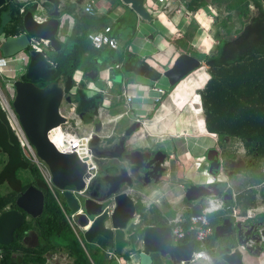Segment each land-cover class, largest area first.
Returning <instances> with one entry per match:
<instances>
[{
    "label": "trees",
    "instance_id": "16d2710c",
    "mask_svg": "<svg viewBox=\"0 0 264 264\" xmlns=\"http://www.w3.org/2000/svg\"><path fill=\"white\" fill-rule=\"evenodd\" d=\"M211 2L219 7L225 4L228 14L219 22L223 32L215 34L218 42L214 51L208 55L193 53L205 63L210 77L199 93L205 127L208 133L215 134L221 142L227 139L241 142L246 155L250 157L247 165L256 170L258 163L264 160V0H211ZM249 6L255 9V15L251 14ZM20 7L19 3L8 0V3L0 8V36H16L22 32ZM46 7L50 8V5L46 4ZM62 11L73 13L74 8L72 5L66 6ZM231 13H236L240 21V27L236 29L228 22L231 20ZM114 26L115 29H112ZM114 26H109V19L106 16L96 17L81 12L74 14L71 32L60 45V50L46 55L47 60L56 69L53 82L58 83L67 94L75 88V93L71 96L72 101L77 104L79 115L86 123L94 119L103 101V95L100 93L91 98L87 97L85 80L90 81L88 74H98L110 67V79L114 86L112 92L117 95L121 93V81L124 79L145 77L155 81L160 77L140 55L124 47L117 50L108 47L94 48L89 36L102 32L105 28H109V36H114V30L118 33L124 32L125 36L133 35L136 27L135 14L131 10L126 11ZM116 65L121 67L115 69ZM78 71H83L84 81L77 86L73 79ZM19 80L23 81V78ZM93 81L99 87H105L98 77ZM118 114L120 111L117 109L112 112V115ZM0 158L2 164L0 186L5 184L9 188L6 195L0 196V213L8 207L16 209L15 199L29 186H34L44 195L41 216L25 222L16 231L19 237L29 230L35 232L39 244L32 258L34 263L45 264L44 253L55 251L65 253L70 258V264H106L103 250L111 248L112 244L97 237L92 244L84 242V247L81 246L68 227L40 171L22 153L14 132L7 125L1 107ZM21 173L26 175L23 177ZM251 182L260 184L262 179ZM239 197L244 201L250 198L249 202L244 204L245 209L255 206L253 190H247ZM135 210L139 213V222L136 225L138 232L146 226L165 225V220L155 208L149 210L150 217L139 202H136ZM170 217H173V214H170ZM184 217L188 219L189 213ZM223 219V213L217 211L209 215L208 224L213 228ZM209 238L205 241L207 247L210 244ZM185 241H194L193 235H187ZM218 241L223 245L235 244L234 236ZM13 244H15L13 250L19 248L16 240ZM9 255L8 252L4 259L8 260Z\"/></svg>",
    "mask_w": 264,
    "mask_h": 264
},
{
    "label": "water",
    "instance_id": "95a60500",
    "mask_svg": "<svg viewBox=\"0 0 264 264\" xmlns=\"http://www.w3.org/2000/svg\"><path fill=\"white\" fill-rule=\"evenodd\" d=\"M42 1L43 4L51 7L48 19L37 24L32 20L31 10L25 11L21 25L23 33L6 37L1 41L2 59H11L26 48L29 38L47 40L54 53L60 50V44L55 38L59 14L63 12L64 7L80 5L82 0ZM121 1L131 4L136 13L148 18L142 5L143 0ZM7 3L8 0H0V8ZM28 59L22 76L23 81L15 80L12 83L13 99L10 106L37 156L47 167L55 189L60 191L59 196L68 215H73L75 222L80 227L86 228L83 239L89 244H92L97 237L109 241L116 255H121L124 249H128V256L133 264H190L194 242L172 246L166 227H145L140 232L134 226L129 227L130 221L136 219L135 201L130 194L139 195L137 187L144 188L158 183L162 174L166 172L164 165L166 153L156 151L149 158L151 152L147 150L137 148L125 152V139L139 128V123L127 127L117 143L102 147L99 143L102 138L97 133L101 124L96 123L89 144L97 166L103 160H121L128 166H118L117 170L109 164L102 166L97 176L85 188L83 176L86 165L75 153L60 152L47 136L49 129L65 121L59 113V105L65 91L58 83L53 82L56 69L51 67V63L43 53L28 51ZM199 66L200 61L196 56L182 52L176 56L172 65L163 71L162 77L171 87ZM89 77L93 79L95 75ZM37 83H45V85L37 86ZM65 100L71 102L69 96L65 97ZM111 172L116 173L111 174ZM83 189L85 190L81 195L72 193ZM209 196H221L225 199L229 196V192L222 193L215 183L207 186L191 185L186 190L185 198L190 202L197 201L191 209L193 216L201 214L202 200ZM112 200L115 207L109 214L106 206ZM16 206L36 219L43 212L44 195L34 186H29L16 199ZM89 221H91L90 225ZM23 222L24 217L17 210L0 213V244L7 245L12 240L14 231L19 229ZM233 235L236 238L235 244L216 248L210 254L217 258L212 260V264H244L243 251L249 254L253 251L260 253L264 242V222L247 224L238 222L233 227L230 220L224 219L213 229L215 239Z\"/></svg>",
    "mask_w": 264,
    "mask_h": 264
},
{
    "label": "crops",
    "instance_id": "0c3cea01",
    "mask_svg": "<svg viewBox=\"0 0 264 264\" xmlns=\"http://www.w3.org/2000/svg\"><path fill=\"white\" fill-rule=\"evenodd\" d=\"M118 1H120L124 6H126V8L120 10L119 15L117 14L113 16L110 7L102 5L96 8L94 6L95 0H82L80 5H72V7L74 8L73 13L62 12L63 14L69 15L72 21L69 26L66 25V23H63L61 33H63L64 39L63 41L58 42L61 45L69 36L73 26L74 14H79L80 12L87 14L84 12V7L89 2H92L94 13L88 15L96 17L106 16L109 19V26H114L116 21L120 17H122L128 10H131L136 16V27L135 33L133 35L131 34L129 36H125L124 32L118 33L117 30H114V36L110 37L118 41V49L124 47L128 51L140 55L144 62L160 75L159 79L155 81L145 77H137L134 80L124 79L121 81V93L119 95L112 92L114 86L110 79V67L101 70L98 74H88L90 76L95 75V77L93 79L89 77L90 81L85 80V82L87 97H94L98 93L103 95V101L97 109V113L94 116V119L88 123H94V127L96 123H100L101 128L99 131L101 132L106 124V120L109 119L113 121L115 125L112 130H115L116 133H121L126 126L130 127L137 119H139V127L141 128L144 134L143 136L138 138L136 142L140 143L139 141H141L140 145L146 148H158L159 150L156 151L165 152L167 155L166 160H164L166 172L163 176H161L159 182L156 184H151L144 188L137 187V190L140 194H136L138 195L136 197L131 196L132 199L135 201V204L136 202H139L141 207L144 209V212H147L148 217L151 216L149 215V210L153 207L157 210L160 217L165 220V225L146 227H166L169 231V220L175 218L176 216H182L183 218H185L184 215L186 213H189V216L192 215L191 209L197 204V201H188L185 198V193L186 190L190 187L188 186L191 184L189 182L192 180V178L194 179L197 177H203L204 184H209L216 181L221 184L222 188H224V191L229 192V196H227L225 199H223L221 196L218 197L223 205V209L219 211L223 213L224 219L230 220V222L233 224V227L238 222H264V160H261V162L258 163V168L256 170L252 167H249L246 161L247 158L250 157L247 155V158L244 157V152L246 154V150L243 144L235 139H227L224 141L225 149L223 150V152L225 154V161H223V170L218 167L217 163H212L210 164V166L206 165L205 153L207 151L216 150V148L219 146L217 136L215 134H210L207 132L204 118V128L202 131L199 132H191L190 130L184 127L183 123L182 126L180 124H176L180 120L181 112L179 111V109L175 108V106L171 104L173 100V98L171 97H173L175 91H172L169 95L166 94V91H164L159 84L161 80L160 78H162L163 73H159L157 68H154V66L148 62V59L152 58V56L156 55L157 53L163 54L165 58V64H170V66L172 65L176 56L182 52L189 53L192 55L211 54L214 51L215 46L218 42V38L215 36L216 32H219L220 34H222L223 32V27L219 26V22L224 16L228 14L225 10V4L219 7L217 5H214L211 0H177L172 7L181 6L183 8V12H181L180 14H175L173 11H159L157 7L153 5L155 0H150V3L153 5V7H156V13H154L155 18H153L154 15H150L149 12L146 10V8L149 7L146 3V0H143L142 5L148 16V18H146L136 13L132 9L131 4H125L121 0ZM206 5L212 9V13L207 14L208 20H205L199 12L200 9ZM44 6L46 7V4H44ZM153 7L150 6L149 8ZM46 9L48 13L51 11V7H46ZM249 9L251 11V14L255 15V9L253 8V6H249ZM157 13H160V15H162L163 18H165L169 23H171L174 28L173 31L171 29H167L168 34H170V37L166 40V43L163 42L164 36L158 31H153L150 34H147L142 33L138 28V24H140L142 21L152 23L155 19L160 23L159 14L157 15ZM210 16L212 20L210 19ZM228 22L233 26L234 29L240 27V21L236 13H231V20H229ZM160 24L163 26L162 23ZM112 29H115V26ZM199 32L203 34L201 41L202 45L200 46V48H198L194 41L197 38V33ZM119 37H122V39H119ZM148 44L154 48V51H152L153 53H151L152 55L150 56V58H147V56H144L140 53V51L145 50V48H147ZM49 52H52L50 47L49 50L44 53V55L46 56ZM196 58L200 61L199 68L186 75L183 78L184 82H181V79L179 82L173 85L175 86V88L183 86L182 91L179 93V96L174 97H181L185 102L184 104H190L191 99L195 97L196 94L199 95V93L204 89L206 83L210 78L205 63L199 58V56H196ZM116 66L119 67L115 69H119L121 67L120 65ZM97 77L99 81H101L105 85V87L101 88L93 81ZM78 78L82 79L81 82L84 81L83 71H78L74 74V79ZM139 79L148 80L151 82V85L149 86L142 84L138 82ZM108 82L110 84H108ZM128 83H133L137 86L139 85V87H130L127 89L129 94L135 96L131 106L133 110H131L130 107H127L122 97V92L124 88L127 87ZM75 85H77V83H75ZM173 86L168 87H170L171 89ZM88 87L99 89L100 92H96L90 96L88 95ZM153 87L161 89L163 91V94L159 97L158 101L155 100V92L151 91ZM66 95L71 98V103H73L71 96L74 94L66 93ZM119 102H121L122 104ZM165 102H168L169 105V107L167 108L168 112L162 108ZM73 104L75 106V109H77V111L75 112H77L78 114L77 117H79V123L82 119L79 115L77 104ZM116 109L120 111V114L112 115V112L116 111ZM122 117H132L135 120L132 121L130 125H127L125 123L120 124V121L118 120H120ZM101 118H105V121H101ZM88 132H92L94 134L95 130H90ZM107 134L98 135L102 138ZM160 139L163 140L158 141ZM204 139H206L207 142L202 143L201 141H204ZM100 168L102 169L99 164L98 171L100 170ZM200 170H202V172ZM214 178H216L215 181ZM256 179H262V183L253 184L251 182L255 181ZM247 190L254 191L255 206L245 209L244 204H246V202H249L250 198L244 201V199H242V197L240 198L239 196L244 195V192ZM207 198L205 199L202 207L205 205ZM249 211L254 213L253 217L247 216ZM170 214H173V217H170ZM134 215L136 216V223L132 225V222L130 221L129 227L134 226L136 229V225L139 222V213L135 210ZM222 221L217 225H220ZM214 227L211 228L212 234L209 236L210 238L208 240V242L210 243L209 247L205 245L209 259L191 260L190 264L196 262H201L203 264H212V260H217V258L212 257V255L210 256V254H212L213 251L216 250V248L228 246L221 244L218 239L214 238ZM233 236L235 238V235ZM84 242L87 243L83 239V245H81L82 247H84ZM189 242H194V251L197 250V244L195 243V241H186L185 244ZM170 243L172 246H180L181 241L179 243L173 244L170 240ZM96 246L99 247L97 244ZM262 247L263 248L260 253H256L253 251V253L249 254L243 251L245 258L244 264H264V242L262 243ZM112 248L113 246L111 248L103 250L106 264L110 263L106 255V251H110ZM55 253V251L50 252L49 257L47 259V264H58L56 260L57 258L54 257ZM63 255L67 257L65 253H63ZM116 256L118 258L119 255Z\"/></svg>",
    "mask_w": 264,
    "mask_h": 264
},
{
    "label": "built area",
    "instance_id": "2783aa9c",
    "mask_svg": "<svg viewBox=\"0 0 264 264\" xmlns=\"http://www.w3.org/2000/svg\"><path fill=\"white\" fill-rule=\"evenodd\" d=\"M148 1V6L152 7L153 5L157 7L159 11L163 12H170L173 11L175 14H180L183 12V8L181 6H173V4L177 0H155L154 4L152 5L150 3V0ZM17 3H22L21 7L19 8V14L21 16L24 15L25 11L31 10V17L32 20L40 24L48 19V12L47 9L44 6V2L42 0H17ZM26 6H30L28 9H26ZM84 12L87 14H93L94 8L92 5V2L87 3V5L84 7ZM211 19V16H210ZM212 20V19H211ZM71 18L67 14L60 13L58 17V26L55 38L57 41H63V33H61V28L63 23H66V25L71 24ZM23 33V31L21 32ZM20 33V34H21ZM109 28H105L104 31L98 32L95 34H91L89 36L94 48L100 49L102 47H108L110 49H118L119 44L118 41L108 35ZM19 34V35H20ZM18 36V35H16ZM4 35L0 36V43L3 39H5ZM2 39V40H1ZM49 50V42L47 40L42 39H35V38H29L28 44L26 48H24L22 51L17 53L13 58L4 60H0V74H3L6 72V70L11 73V83L9 84L11 87L8 90L9 91V100H6L5 96L0 91V106L1 109L5 115V119L7 122L8 127H10L11 131L14 132L18 144L22 150V153L24 156L29 160L31 163L36 165L38 170L40 171L44 182L46 183L47 188L55 198L59 210L61 214L63 215L68 227L72 231L73 235L77 237L81 245H83V233L86 231L85 227H80L77 222H75L73 215H68L67 209L65 208L63 202L61 201V198L59 196L60 191L58 192L51 180V175L45 166V164L40 160V158L37 156L34 147L29 142L22 126L20 125L18 118L13 113L10 103L13 99V90H12V83L13 81H17V78H21L26 70L27 64H28V51H34V52H40L45 53ZM12 64H14L12 67ZM51 67L53 65L51 64ZM119 66H115V68H118ZM54 68V67H53ZM82 79H74V82L79 85L81 83ZM108 84H110L108 82ZM130 87H139V85H134L133 83H128L127 87L124 88L122 92V97L127 105V107H130L131 110H133L132 103L135 98L134 95L128 93V88ZM74 89L69 91L68 94H74ZM151 91L155 92V100L158 101L159 97L163 94V91L161 89L153 87ZM96 92H100L99 89L89 88L88 87V95H93ZM66 93L64 92L63 98L61 100V103L59 105V113L65 118V121L63 123H60L57 126L52 127L48 130L47 136L49 140L53 143V145L62 153H75V155L78 156L79 160L86 165V172L83 176V181L85 184V188L89 185V183L97 176L98 174V166L95 162V156L91 150L90 147V140L93 136L92 132L82 133L79 134L77 132L78 130V121H72L73 116H78L77 109H75V106L73 103L68 102L65 100ZM63 100L66 102V106H61ZM62 107V109H61ZM74 120V119H73ZM85 189L82 191H77L74 193L75 195H81L83 194ZM113 199V198H112ZM115 204L113 200L108 203L106 208L109 211V214L114 209ZM223 205L222 202L218 197L211 196L208 197L205 205L202 207L201 214L199 216H193L190 215L188 219L183 218L182 216H176L175 218L168 221L169 224V237L173 244L179 243L187 235H193L194 241L197 244V250H195L192 253V260H200V259H209V256L206 252V246L205 241L206 239L212 234V229L208 224V217L210 214L222 210ZM248 217H253L254 213L249 211L247 214ZM132 225L136 223V219L131 221ZM91 224V221L88 223ZM186 224V226H184ZM133 235V233H132ZM106 255L109 259V262H112V260H115L117 264H121L119 258H117L115 249L112 248L110 251H106Z\"/></svg>",
    "mask_w": 264,
    "mask_h": 264
},
{
    "label": "rangeland",
    "instance_id": "374dc122",
    "mask_svg": "<svg viewBox=\"0 0 264 264\" xmlns=\"http://www.w3.org/2000/svg\"><path fill=\"white\" fill-rule=\"evenodd\" d=\"M146 3H148L147 0H146ZM20 4L23 5L22 3H20ZM102 5L110 7L112 16L117 15V14L119 15V13H120L119 11L122 10L123 8L124 9L126 8V6H124L118 0H95L94 6L96 8H98L99 6H102ZM29 7L30 6H26V9H28ZM146 10L149 12L150 15L153 14L154 15L153 18H155L154 13H156V7H153V8L147 7ZM223 10H224V8H223ZM199 12H200V15L205 20H208L207 14L212 13V9L206 5V6L202 7ZM158 14H159V21H160V23L163 24V26L157 20L154 19V21L152 23L142 21L140 24H138V28L140 29V31L142 33H147V34H150L153 31H158L160 34H162L164 36L163 42L166 43V40L169 39V37H170V34H168L167 29H171L173 31L174 28H173L171 23H169L165 18L162 17V15H160V13H157V15ZM202 37H203V34L199 32V33H197V38L194 40L195 44L198 46V48H200V46L202 45V43H201ZM171 50H172V47H171ZM152 51H154V48L148 44L147 48H145V50L140 51V53L143 54L144 56H147V58H150V56L152 55L151 53H153ZM164 61H165L164 55L160 54V53H157L156 55L152 56V58L148 59V62L151 63L154 66V68H157L159 73H163V71L165 69L170 67V64L167 65V64H165ZM13 65L14 64H12V67H14ZM10 78H11V75L7 70L5 73L0 74V91L5 96L6 100H9V91L8 90L11 87L9 85L11 83ZM160 79H161L160 83H159L160 87H162L163 90L166 91V94L169 95V94H171L172 91H175L173 96H179V93L182 91L183 86H179L177 88H175V86H173L170 89V87H168V85L166 83V80L163 77ZM17 80H19V79L17 78ZM182 81H183V79L181 80V82ZM138 82L145 84V85H149V86L151 85V82L148 80L139 79ZM171 98H174V97H171ZM200 105H201L200 96L198 94H196V96L191 99L190 104L186 103V104L181 105L179 108H177L181 112V116H180L179 122H177L176 124L177 125L180 124L182 126V123H183L184 127L187 128L188 130H190L191 132L192 131H194V132L202 131L204 128V124H203V118L204 117H203V111H202V108ZM61 106L68 107L64 100H63ZM61 109H62V107H61ZM72 118L74 120L72 119L71 122L78 121V119H79V117H77V116H73ZM134 120L135 119L132 117H130V118L122 117L118 121H120V124L125 123L127 125L128 124L130 125V123ZM101 121H105V118H101ZM77 125H78L77 132H79V134L87 133L90 130H92V131L95 130L94 123H86V122H83L81 120ZM114 126H115L114 122L108 119V120H106V124H105L103 130L101 132L99 131L97 133L99 135L107 134L112 130V128ZM114 132L116 133L115 130H114ZM143 134L144 133L142 132V130L140 128L138 131L134 132L131 136H128L126 143H129L130 145H133L131 147H134V143L137 141L138 138L143 136ZM161 140H163V139H160L158 141H161ZM139 142L141 143V141H139ZM201 142L202 143L207 142V140L204 139V141H201ZM0 160H1V158H0ZM104 164L108 165V163H106V162ZM1 169H2V164L0 163V171H1ZM20 175H22L24 177V175H26V174L21 173ZM203 180H204L203 177H197L194 179L192 178V180L189 183L198 184L199 182H203ZM8 192H9V188L7 185L4 184V185L0 186V196H4ZM130 195L132 197L137 196L134 193L130 194ZM28 239L31 242V245H34L35 244L34 239H36L35 233L34 232L29 233ZM130 241L132 242L133 239ZM128 252H129L128 249H124L122 254L118 256L121 264H133L132 260L129 259V256H128L129 253ZM54 257L57 258L56 260H57L58 264H69L70 263V258L65 257L62 252H56ZM109 264H117V263L115 262V260H112V262H110ZM193 264H203V263L196 262Z\"/></svg>",
    "mask_w": 264,
    "mask_h": 264
},
{
    "label": "flooded vegetation",
    "instance_id": "af4514ba",
    "mask_svg": "<svg viewBox=\"0 0 264 264\" xmlns=\"http://www.w3.org/2000/svg\"><path fill=\"white\" fill-rule=\"evenodd\" d=\"M36 85L37 86H41L39 83L36 84ZM165 105H166V102L163 104V107H162L164 110H165ZM136 121L134 123H140V120L139 119H137ZM126 128H127V126L124 128V130ZM139 129H140V127L137 130H135V132L138 131ZM124 130L121 133H115L114 130H111L106 136L102 137V139L99 142L100 145L102 147H105V146H112L113 144L117 143L120 135L124 132ZM127 138H128V136L125 139V152H128V151H131L133 149L139 148L141 150L150 151L151 154H150L149 158H151L152 155L154 154V152L156 150H159L158 148L151 149V148L143 147L138 142H135L134 143V147H131L133 145H130L129 143H126L127 142ZM217 140H218L219 146L216 148V150L207 151L205 153V163H206V165H209V166L212 163L213 164L217 163L218 167L221 168V170H223V161H225V154H224L223 150L225 149V146H224L225 142H221L218 139V137H217ZM157 156H159V154ZM166 157H167V155L165 156V160H166ZM244 157H246L245 152H244ZM249 160H250V158H247V161L246 162L248 163ZM105 162L108 163L110 166H114L116 168V170H117L118 166H126V167L128 166V165H126V163H123L121 160H103V161L100 162V167L106 165V164H104ZM200 171L202 172V170H200ZM115 173L116 172H111V174H115ZM164 173L162 174V176L164 175ZM215 180H216V178H214V181ZM213 183H215L217 189L219 191H221L222 193L228 192V191H224V188L221 187V184L220 183H218L216 181L213 182ZM213 183H209V184H213ZM209 184H204L203 182H199L198 184H190L188 186H191V185H203V186H207ZM19 195L17 196V198L19 197ZM209 197H211V196H209ZM215 197H217V196H215ZM206 198L207 197H204L203 198L202 205L204 204V201H205ZM16 199H15V205H16ZM6 210H17V211L21 212L22 215H23V217H24L23 224L25 222H27V221H30L31 219H34V218L28 216L27 214H25L24 212H22L20 209H18L17 206H16V209L15 208H9L8 207ZM244 224H247V223H244ZM17 230L14 231L13 238H12V240L7 245L0 244V264H35L34 263V260L32 258H33L34 253H35V248L39 244V241L36 238V239H34L35 244L34 245H31V242L28 239L29 233L34 232V231L33 230H29L26 233H24L21 237H19L18 234L16 233ZM15 240L19 244V248L16 249V250H13V247L15 246V244H13V243H15ZM185 243H186V241H185V239H183L181 241L180 245H184ZM8 252H9L10 255H9L8 260H7V259H4V257H5V255ZM49 254H50V252H45L44 253V256L46 258L45 264H47V259L49 257Z\"/></svg>",
    "mask_w": 264,
    "mask_h": 264
},
{
    "label": "bare ground",
    "instance_id": "6f19581e",
    "mask_svg": "<svg viewBox=\"0 0 264 264\" xmlns=\"http://www.w3.org/2000/svg\"><path fill=\"white\" fill-rule=\"evenodd\" d=\"M174 97V96H173ZM185 102H184V100L181 98V97H174L173 98V100H172V102H171V104L173 105V106H175V108H179L181 105H183ZM169 107V105H168V102H166V105H165V110L168 112V108Z\"/></svg>",
    "mask_w": 264,
    "mask_h": 264
}]
</instances>
